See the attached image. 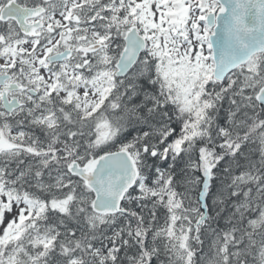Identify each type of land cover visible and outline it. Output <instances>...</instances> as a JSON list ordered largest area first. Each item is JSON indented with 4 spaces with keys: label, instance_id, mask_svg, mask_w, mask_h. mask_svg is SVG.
<instances>
[{
    "label": "snow or ice",
    "instance_id": "6c2138e0",
    "mask_svg": "<svg viewBox=\"0 0 264 264\" xmlns=\"http://www.w3.org/2000/svg\"><path fill=\"white\" fill-rule=\"evenodd\" d=\"M0 264H264V0H0Z\"/></svg>",
    "mask_w": 264,
    "mask_h": 264
}]
</instances>
